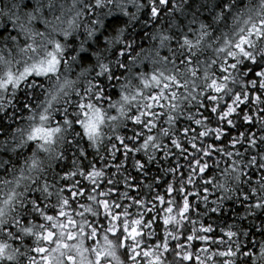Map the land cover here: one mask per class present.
<instances>
[{
    "label": "clouds",
    "instance_id": "9594fccd",
    "mask_svg": "<svg viewBox=\"0 0 264 264\" xmlns=\"http://www.w3.org/2000/svg\"><path fill=\"white\" fill-rule=\"evenodd\" d=\"M0 264H264V0H0Z\"/></svg>",
    "mask_w": 264,
    "mask_h": 264
}]
</instances>
